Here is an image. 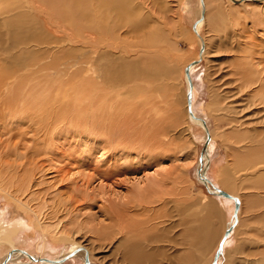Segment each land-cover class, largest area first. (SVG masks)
<instances>
[{"label": "rangeland", "instance_id": "1", "mask_svg": "<svg viewBox=\"0 0 264 264\" xmlns=\"http://www.w3.org/2000/svg\"><path fill=\"white\" fill-rule=\"evenodd\" d=\"M121 1L127 18L103 10L94 23L80 9L95 12L98 0H16L0 12V208L26 229L39 214L59 234L50 256L80 243L94 264H209L233 205L196 175L204 133L186 119L183 69L198 43L182 0ZM208 14L195 107L215 134L211 178L242 198L221 264H264V104L252 98L245 67L253 61L264 72V3L210 0ZM12 17L19 24L7 29ZM152 174L161 190L131 199ZM32 228V237L4 239L0 256L27 247L40 235Z\"/></svg>", "mask_w": 264, "mask_h": 264}, {"label": "bare ground", "instance_id": "2", "mask_svg": "<svg viewBox=\"0 0 264 264\" xmlns=\"http://www.w3.org/2000/svg\"><path fill=\"white\" fill-rule=\"evenodd\" d=\"M99 2L98 3V8L96 7L95 9V12H91V11H88L86 6H80L79 9L81 10L80 12H82V15H85V19L87 21H90V22H93L95 20H98L101 16H100V13H102L103 10H106L107 13H110V12H113V11H116L119 15L123 16V17H126V13H130L131 10L130 8H128L127 6H129V3L127 5L126 2L122 3L123 1L121 0H98ZM240 1L239 3L237 2H234L233 0H227V2L230 4V5H240V4H243L245 2H253V3H257L259 5L263 4L264 3V0H238ZM210 3V0H182V9L186 12V15L188 16V20L190 21V25H191V28H189V34H190V38H193L194 40L197 41L198 43V51L196 53V55L190 59L187 60V63L185 64L184 66V69H183V72H184V80H185V83H186V119H188L187 121H190V123H192L194 126H198L200 127L202 130H203V133H204V140H203V145H202V148L200 150V153H199V159H198V165H197V169H196V175H197V179L199 182H201L206 188L207 186L204 184V182L202 181V177H206L208 179V184L210 186V188L212 189V184L216 185L217 187L229 192L230 194H232L233 196H236L240 199L241 201V205H240V208H239V211H238V214H237V217H235V213H234V210H235V201L234 199H230V198H227V197H223L222 195H218V194H215L213 196L215 197H218V198H223L225 200L228 201V203L232 204L233 205V212L232 214L230 215V221H228L223 229V233H222V236L220 237L219 239V242H218V245L225 233V230L228 228V227H231L232 226V229H231V232L229 234V236L227 237V239L225 240L224 242V248H223V253L222 255L219 257L218 261H217V264H221L224 257H225V254H226V251L228 249V245L230 244V240L233 236V232L234 230L236 229L237 225L239 224L240 222V215H241V206H242V198L238 195L235 194V191L231 189H226L222 186H219L218 185V182L216 183L210 176L209 174V168L212 164V156H211V148H212V145L214 144V140H215V134L213 135L214 132H212L213 130H211V128L209 127V124H208V121L207 119L205 118V116H200L199 114V110H203L202 106L200 107H195V98H196V93H197V81H196V78H195V69L197 67H199V65L201 64V62L203 61V59L205 58L206 54H208V48H209V42L207 39L208 37H206V35L203 33V26L205 25V23L207 21H209V14H208V4ZM179 4V3H178ZM16 5V0H0V12L1 11H5L6 9L8 8H11V7H14ZM131 5V4H130ZM2 6H4L2 8ZM180 6V4H179ZM132 8V7H131ZM133 10V9H132ZM126 12V13H125ZM184 15V14H183ZM127 18V17H126ZM78 23V22H77ZM19 24V20L17 17H12L8 20V22L5 24L6 28L7 27H10V28H16V26H18ZM194 24H196V29L197 31L194 30ZM9 28V29H10ZM88 28H96V29H99L98 26H94V25H89ZM180 30H182V27L179 26ZM178 28V29H179ZM8 29V28H7ZM161 35L158 34V37H157V42H161V39H160ZM5 42V38H4V32L2 30V28L0 27V47H3L1 46L3 43ZM202 43L204 44V50H203V53L202 55L200 56V49H201V45ZM200 59V60H199ZM210 59V58H209ZM194 60H199L198 63L196 64H193L191 65L190 67V71H189V74L192 78V82H193V86H192V109H193V112L194 114L199 117V118H202L204 119L206 122H207V127L209 129V134H210V141L207 145V148L204 152H202V149L206 143V140H207V136H208V133L205 129V127L203 126V124L200 122V121H197L195 120L192 115L189 114L188 112V107H187V92H188V89H189V84H188V76L186 74V71H185V68L187 65L191 64ZM250 62V60H249ZM253 61L250 62V64H248L249 66H245V67H248V70H250L251 73H249V84H247V86L249 87H255L254 89H256V93H254L252 96V98L254 100H257L259 99L260 100V103L261 104H264V76L262 75V73H264L261 69V67H259V65L261 64H257V65H254L252 63ZM252 63V64H251ZM250 67V68H249ZM263 67V66H262ZM246 70V69H245ZM252 74L253 77H250V75ZM256 74V75H255ZM248 78V77H247ZM252 78V79H250ZM247 81V82H248ZM213 99V98H212ZM252 99V101H254ZM215 100V99H214ZM218 101V100H217ZM211 103V102H210ZM259 103V104H260ZM213 105V104H212ZM221 105V104H220ZM229 105V103L227 104V106ZM224 106H226L224 104ZM230 106V105H229ZM228 106V107H229ZM227 107V109H228ZM251 107V106H250ZM264 107V105H263ZM211 110H212V106L210 107ZM198 111H197V110ZM224 109V108H223ZM236 107H230L228 109L229 111V114H232L230 115V118L232 119L233 122H235L237 124V127L240 126V128H242L241 126H243V119L241 120V122H239L240 120V117H238V115H235V113H237L236 111ZM225 110V109H224ZM264 110V108H263ZM222 112V110L220 111ZM261 112V111H260ZM212 113V112H211ZM205 114V113H204ZM238 114V113H237ZM252 114H255V111H251L250 113H247V114H244V116H242L243 118H245V116L247 117L248 115H252ZM264 114V113H263ZM227 115V114H226ZM207 116V115H206ZM264 116V115H263ZM249 118V117H248ZM231 121V122H232ZM261 123H264V118L262 117L261 119ZM191 124V125H192ZM235 124V125H236ZM249 124V123H248ZM256 126V125H255ZM236 127V126H235ZM236 127V129H238ZM196 128V127H195ZM192 129V128H191ZM199 129V128H198ZM254 129V128H253ZM239 130V129H238ZM249 130V129H248ZM260 129L257 130V132L259 131ZM252 131V129H251ZM256 131V130H255ZM236 132V131H235ZM246 132V131H245ZM261 132V131H259ZM241 133V132H240ZM247 133V132H246ZM245 133V134H246ZM250 133V132H248ZM236 134V133H235ZM252 134V133H251ZM241 135V134H240ZM234 136V135H233ZM239 136V135H238ZM247 136V134H246ZM249 136V134H248ZM252 137H253V134H252ZM251 137V138H252ZM231 139V138H230ZM236 139V137H235ZM245 139H247L245 137ZM249 140L250 137L248 138ZM256 139V138H255ZM248 140V141H249ZM252 141V140H251ZM254 143V142H253ZM252 145V144H251ZM200 157H202V161L200 162ZM264 167V166H263ZM260 169H262V167H259ZM257 169V168H256ZM256 171V170H254ZM259 171V170H258ZM247 172V171H246ZM257 172V171H256ZM160 173V171H159ZM164 173V172H163ZM253 173V172H252ZM156 174V173H155ZM247 174V173H245ZM153 176H147L145 178V180L143 182H137V190L134 189L133 193H130L131 195V199H135L137 198L138 196H140L142 193L146 192L145 189H149L151 192L152 191H160L162 186H164L162 184V180L159 181V179L157 177H159L160 175L158 174V176L156 177L154 174H152ZM244 175V174H243ZM248 175V174H247ZM24 178V177H23ZM231 178H233V175H231V172L230 173H227V184H230V183H233L231 180ZM21 179V178H20ZM26 179V178H25ZM23 181V179L21 180V182ZM207 181V180H206ZM25 184V182H24ZM178 184V183H176ZM21 185V184H20ZM221 185V184H220ZM233 185V184H231ZM23 186H26L23 185ZM28 187V186H26ZM29 188V187H28ZM0 189H1V185H0ZM8 192V191H7ZM11 192V191H10ZM208 192V191H207ZM3 193V192H2ZM6 193V192H5ZM9 193V192H8ZM7 194V193H6ZM12 194V193H11ZM22 194H25V191H23ZM10 195V194H9ZM6 196V195H5ZM135 196V197H134ZM8 197V196H7ZM15 199L17 200V202H19L20 204H24L23 202V199L22 198H19V197H16L14 196ZM156 199H161L160 197L156 196ZM130 203V202H128ZM227 203V204H228ZM231 205V206H232ZM27 206V205H25ZM24 206V207H25ZM28 207V206H27ZM26 208V207H25ZM28 209H30L31 211L33 210L30 206L28 207ZM34 211V210H33ZM36 214L38 211H35ZM39 213V212H38ZM37 217H35V220L33 221L32 225H30L28 227V229L30 227L33 226L32 229H35L37 228L38 230H40V235H38V237L36 239H38L37 241V245L35 248H38V250L40 252L38 253H31L30 249L31 247H14V246H10V248L5 251L1 256H0V264L4 262L5 258L7 257V254L12 251L13 249H22V250H25L26 253H21L20 251H17V252H13L12 256H11V259L9 260V262H7L6 264H10V263H13V264H20L21 263V260H17L18 258L22 259V258H26L27 260H30L34 263H41V264H65L67 263V261H69L71 258H75L77 257L78 255L80 257L83 258V263H84V259H85V255H86V252L88 253V256H89V260H90V264H94V261H93V254L92 252L90 251L89 247L85 244H80V243H74V244H71L70 246H68V249L67 250H64L63 253H61L60 255L58 256H49V254H45L44 251L46 250H51L53 251L54 249H56L57 247V244H56V240H58V236L59 234H52V231L50 230V227L49 225H47L46 223L42 222L41 221V218L39 216V214L35 215ZM21 218L16 219V221H14L13 223H11V228L8 229V228H5L3 227V223L0 222V251H2L1 249V245L2 243L5 242L4 239H7V238H11L13 237L14 235L16 237L14 238H19L23 235H28L27 232L24 231L23 235H19L17 233V231L14 230V227L13 225H17V224H25L24 221L20 220ZM20 221V223H19ZM31 222V221H30ZM123 223V222H122ZM122 223H119L118 226L116 227H119L117 229H119L118 231L119 232H123V230L125 229L124 225ZM25 225H29V223H26ZM27 228V227H26ZM55 228V227H54ZM53 228V229H54ZM117 231V230H116ZM57 232V231H56ZM126 232V231H125ZM10 233H12L11 236H8ZM37 234V233H36ZM28 236H31V234H29ZM189 236V235H188ZM32 237V236H31ZM32 241V247L34 244H36V239L34 238H31ZM8 240V239H7ZM190 241L191 243H194V235L193 237L190 236ZM76 242V241H75ZM218 245H217V248H218ZM80 246H83L85 249L82 250V251H79L78 253H76L73 257L67 259L66 261H64L63 263H49L47 261H41V260H37V261H34L32 260L31 258H29V256L27 254H30V255H33V254H36V255H33L34 257H36L37 259H40V258H49V259H52V260H56V259H61L65 256H67L69 253L75 251L78 247ZM195 246V245H194ZM188 247V246H187ZM190 247V246H189ZM188 247V248H189ZM186 248V247H185ZM184 248V249H185ZM194 248V247H193ZM217 248L215 249V252L217 250ZM86 250V251H85ZM187 250V249H186ZM190 250V249H189ZM178 254V253H176ZM175 254V255H176ZM179 255V254H178ZM215 256V254H214ZM214 256L211 260V262L209 264H212L213 262V259H214ZM17 257V259H16ZM183 261V260H181ZM179 262V260H178ZM252 262V261H251ZM24 263V262H23ZM180 263V262H179ZM181 264V263H180Z\"/></svg>", "mask_w": 264, "mask_h": 264}, {"label": "water", "instance_id": "3", "mask_svg": "<svg viewBox=\"0 0 264 264\" xmlns=\"http://www.w3.org/2000/svg\"><path fill=\"white\" fill-rule=\"evenodd\" d=\"M233 1L234 2H237V3L240 2L238 0H233ZM194 30L197 31L196 24H194ZM203 50H204V44L202 43L201 49H200V56L202 55ZM199 60H194L191 64L187 65L186 68H185V71H186V74L188 76V84H189V89H188V92H187V107H188V112H189L190 115H192V117L195 120L200 121L203 124V126L205 127V129H206V131L208 133L206 143H205V145H204V147L202 149V152H204L206 150V148H207V145H208L209 141H210V134H209V129L207 127V122L204 119L197 117L194 114V112H193V109H192V86H193V82H192V78H191V76L189 74L191 65L198 63ZM201 161H202V157H200V162ZM202 179H203L202 180L203 182L205 181L204 184L207 186V190H208V192L211 195L218 194V195H222L223 197H227V198H230V199H234V201H235V210H234V213H235V217H237V214H238V211H239V208H240V205H241L240 199L238 197H236V196H233L229 192H227V191H225V190L217 187L214 184H212V189H211L210 186H209V184H208V179L206 177H202ZM231 229H232V226L231 227H228L225 230V233H224V235H223V237H222V239H221V241H220V243L218 245V248H217V250L215 252V256H214V259H213L212 264H217V261H218L219 257L222 255L223 248H224V242L227 239V237L229 236V234L231 232ZM84 249L85 248L83 246H80L75 251L69 253L67 256H65V257H63L61 259H56V260H52V259H49V258H46V257L45 258L37 259L33 255H30V254H27V255L29 256V258H31L34 261L41 260V261H47L49 263H63L67 259L73 257L76 253H78L79 251H82ZM17 251H20L21 253H26V251L25 250H22V249H13L12 251H10L7 254V257L5 258L4 262L1 263V264H6L7 262H9V260L11 259V256H12L13 252H17ZM83 264H90V260H89V256H88V253L87 252H86V255H85V259H84V263Z\"/></svg>", "mask_w": 264, "mask_h": 264}, {"label": "crops", "instance_id": "4", "mask_svg": "<svg viewBox=\"0 0 264 264\" xmlns=\"http://www.w3.org/2000/svg\"><path fill=\"white\" fill-rule=\"evenodd\" d=\"M17 219V218H16ZM16 219H11V220H7L6 219V210L4 208H0V222L3 223V227L10 229L11 228V222L16 221ZM24 219V218H21ZM14 230L19 232L21 235H23L24 231L29 234H32V231H30L29 229H26V225L25 224H17V225H13ZM29 230V231H28ZM12 233H10L8 236H11ZM12 238V237H11ZM11 238H7V239H11ZM26 239V238H25ZM12 246V245H11ZM26 246V245H25ZM28 247L32 248V243L30 242V244L28 245ZM50 256V255H49ZM51 257H53L51 255ZM29 262H32L30 260H28Z\"/></svg>", "mask_w": 264, "mask_h": 264}, {"label": "flooded vegetation", "instance_id": "5", "mask_svg": "<svg viewBox=\"0 0 264 264\" xmlns=\"http://www.w3.org/2000/svg\"><path fill=\"white\" fill-rule=\"evenodd\" d=\"M33 255H36V254H33Z\"/></svg>", "mask_w": 264, "mask_h": 264}]
</instances>
